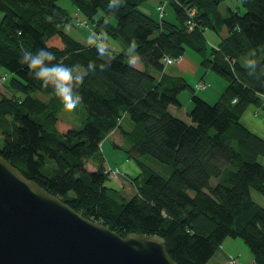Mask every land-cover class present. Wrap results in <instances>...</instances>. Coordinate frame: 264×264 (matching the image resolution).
Returning <instances> with one entry per match:
<instances>
[{
	"label": "trees",
	"instance_id": "16d2710c",
	"mask_svg": "<svg viewBox=\"0 0 264 264\" xmlns=\"http://www.w3.org/2000/svg\"><path fill=\"white\" fill-rule=\"evenodd\" d=\"M58 1L0 0V67L11 76L10 94L0 96V156L83 218L121 237L163 238L175 264H209L227 238L243 241L250 264H264V207L252 197L264 199V137L242 121L248 107L263 108L264 0H236L239 7L225 13L223 0H167L172 19L163 12L159 20L140 9L148 0H120L111 8L108 0H69L86 25L106 34L105 42L124 48L109 60L98 55L97 37L85 44L65 31L74 17ZM206 30L219 37L216 47L208 45ZM133 40L141 69L129 63ZM39 48L55 54L48 63L61 56L96 63L76 81L81 128L58 119L69 105L63 92L51 83L42 88L21 62L25 51ZM186 50L204 72L226 82L216 100L164 73V59ZM184 90L191 93L188 121L170 111L182 108ZM115 130L122 143L113 145L140 169L128 179V200L106 184L101 144ZM145 156L168 166L169 175L147 167Z\"/></svg>",
	"mask_w": 264,
	"mask_h": 264
},
{
	"label": "water",
	"instance_id": "95a60500",
	"mask_svg": "<svg viewBox=\"0 0 264 264\" xmlns=\"http://www.w3.org/2000/svg\"><path fill=\"white\" fill-rule=\"evenodd\" d=\"M0 264H175L157 235L83 218L0 156Z\"/></svg>",
	"mask_w": 264,
	"mask_h": 264
},
{
	"label": "rangeland",
	"instance_id": "374dc122",
	"mask_svg": "<svg viewBox=\"0 0 264 264\" xmlns=\"http://www.w3.org/2000/svg\"><path fill=\"white\" fill-rule=\"evenodd\" d=\"M58 4L64 8H66V9H68L70 11L72 17H74L72 20V23L65 27V31L69 35L74 37L75 39H77V40L80 39L79 41H84L85 43H91L93 40V38H92L93 36H89L88 32H87L88 27L91 25L90 22H89L90 25H79V20H80V22H85L84 21L85 18L82 15H80L79 13H75V11H73V6L69 0H59ZM226 7L236 9L237 7H239V3L236 0H223L221 2V4L219 5L220 12L225 13ZM143 8H146L145 3L140 7V9L142 11H143ZM164 12H165V18L166 19H172V12L170 10V7H168L166 5ZM1 17H2V14L0 13V19H1ZM75 17L77 19H75ZM153 17H156V16L153 15ZM161 17H162V14H159V11H158V17H157L158 20ZM206 34L207 35L210 34L212 37H214V36L216 37V35L212 31H209V30H207ZM106 43L109 47V51L106 52V54L102 56L103 59L109 60L113 57L114 53L122 52V50L124 49L118 41H114L113 39L108 38L106 40ZM186 51H190V50H186ZM197 58H198V56H197ZM179 61H180V59L175 60V61L172 60V62H170V63L166 61L165 66L174 65L175 63H177ZM207 73H210V74H213L214 76H217L215 73H213L211 71H208ZM0 76H3L6 78L5 83L8 85L11 76L2 67H0ZM217 78H219L220 80L225 82L220 77L217 76ZM188 81L190 82V84L193 83V81L190 79H188ZM198 89H202V88L200 87ZM198 89H195V93H197L200 97H205L204 96V94H205L204 90L198 91ZM16 95L20 96V94H16ZM179 100L182 103V108L170 107V111L176 112L175 115H177L181 119L188 121V117H187L186 113L192 107L190 91L189 90L182 91L179 94ZM210 102H212V101L210 100ZM57 117L61 121H65V122L67 121L68 123L72 124L73 127L76 129L81 128L83 125V118H84L83 114H82L81 104H79L78 106H73V105L69 104L68 106L63 108L58 113ZM243 122L246 123V125L248 124L247 127H249L252 131L257 132L258 135H261L262 137H264V135L257 128H254L253 126H251V124H249L246 120H244ZM113 143H115L117 145H120L122 143V139L120 137V134L116 130L113 131L111 133V135L109 136V138L105 139L101 144V152H102V156L104 159L105 166L107 168L109 167V168L116 169L119 171V173L117 174V177L110 178L106 184L109 187L115 188L117 191H120V194H122V196H124L125 199L128 200L133 194V189L130 187L129 181L128 182L123 181L122 184H120L119 179H120V177L125 178V179H130V178L134 177L140 171V169L135 164V162L130 160L122 150L116 148L113 145ZM2 144H3V139H2V136L0 135V147L2 146ZM95 162H96V159L93 158L87 167L89 169L93 170L92 166H94ZM143 163L147 167H149L150 169L155 171L156 173L160 174L161 176H168L170 173V168L168 166L158 162L157 160H155L151 157L145 156L143 158ZM215 182H216V180L212 179L210 181V184L213 185V184H215ZM252 197L256 202H258L260 205H262L264 207V199L259 194H257L256 192H252ZM224 242H227L226 245H228V247L226 248L228 251L226 259H228V257H229L228 261L232 258H237L239 264H244V262L252 259V255H251L249 249L243 243V241L240 240L239 238H235V239L227 238ZM215 262H216L215 258L212 257L211 260L209 261V264H215ZM220 264H227V262H222Z\"/></svg>",
	"mask_w": 264,
	"mask_h": 264
},
{
	"label": "clouds",
	"instance_id": "9594fccd",
	"mask_svg": "<svg viewBox=\"0 0 264 264\" xmlns=\"http://www.w3.org/2000/svg\"><path fill=\"white\" fill-rule=\"evenodd\" d=\"M120 0H108V7H112L114 4H119ZM89 36L97 37L95 46L98 55H105L108 51V45L105 42L106 34L97 33L95 28L89 26L87 29ZM104 37V38H102ZM137 42L131 41L126 51L130 55L129 63L134 59H138L136 53ZM55 54L45 48H39L35 52L25 51L21 62L27 65L30 73L34 75L40 81L42 88L48 87L51 83L57 87L64 94L65 101L73 106H78L82 97L80 91L76 86V81L86 75L88 71L96 70V63L94 61H87L86 65L78 63L76 60L67 56H61L56 59L55 63H48L52 61ZM252 60H247L246 63H253ZM99 67L103 69L106 67L104 64H100Z\"/></svg>",
	"mask_w": 264,
	"mask_h": 264
},
{
	"label": "crops",
	"instance_id": "0c3cea01",
	"mask_svg": "<svg viewBox=\"0 0 264 264\" xmlns=\"http://www.w3.org/2000/svg\"><path fill=\"white\" fill-rule=\"evenodd\" d=\"M146 8H143V11L150 15L152 18L158 17V7L160 5H164L166 8L167 0H148L146 3ZM155 15L156 17H153ZM207 30L204 32L205 38L208 42V45L211 47H216L219 43V37H212L210 34H206ZM86 44V43H85ZM134 67L141 69V63L138 59H134L132 61ZM204 72L199 65V58H197L196 54L191 51H185L184 55L180 58V61L171 66H165L164 73L169 76H182L187 83L196 89V85L198 83H205L208 85L206 89H198V91L204 90L205 97H201L202 99L210 102L216 100L219 95L224 91L226 87V83L214 76L213 74ZM3 76H0V78ZM219 77V76H218ZM188 79L192 80L193 83L190 84ZM222 79V78H221ZM4 82H0V96L1 95H9L10 90L8 85ZM195 93V92H194ZM195 95L199 96L197 93ZM200 97V96H199ZM182 104V103H181ZM263 108H257L254 106H250L247 108L245 113L242 116V121L246 120L251 126L257 128L264 135V112L261 111ZM173 112V111H172ZM176 114V112H173ZM244 123V122H243ZM246 125V123H244ZM248 125V124H247ZM246 125V126H247ZM250 126V125H249ZM249 128V127H248ZM257 133V132H256ZM258 134V133H257ZM120 184L122 182H128V179L121 178L119 179ZM227 242H224L221 247L217 250L216 254L213 256L215 258V264H220L222 262H227ZM251 260L244 262V264H250ZM228 264V263H227Z\"/></svg>",
	"mask_w": 264,
	"mask_h": 264
},
{
	"label": "built area",
	"instance_id": "2783aa9c",
	"mask_svg": "<svg viewBox=\"0 0 264 264\" xmlns=\"http://www.w3.org/2000/svg\"><path fill=\"white\" fill-rule=\"evenodd\" d=\"M159 10L160 11H162V7H159ZM79 25H85V22H79ZM179 58H177V59H172V58H165L164 60V62H172V60L173 61H175V60H178ZM199 87H204L203 85H200ZM106 172L108 173V175H109V177H113V178H115V177H117V174L119 173V171L118 170H116V169H111V168H108L107 170H106ZM119 176V175H118ZM229 263L230 264H238L237 263V261L235 260V259H230L229 260Z\"/></svg>",
	"mask_w": 264,
	"mask_h": 264
}]
</instances>
